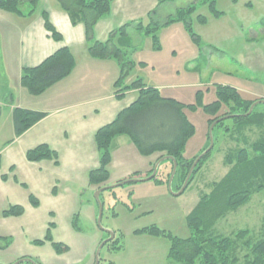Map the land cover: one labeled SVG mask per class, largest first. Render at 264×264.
<instances>
[{
	"label": "rangeland",
	"instance_id": "obj_1",
	"mask_svg": "<svg viewBox=\"0 0 264 264\" xmlns=\"http://www.w3.org/2000/svg\"><path fill=\"white\" fill-rule=\"evenodd\" d=\"M189 5L196 7L191 24L201 40L200 45L186 32L182 22H175L158 29L156 44L150 37L128 29L130 48L124 50L125 61L133 66L128 78H138L146 87L156 88L161 98L186 106L197 105L193 111L187 108L183 111L194 127L183 152L187 160L199 157L209 147L208 116L202 108L215 100V86L236 88L244 99L255 98L249 93L264 97V0H217L216 9L223 13L219 18L211 17L207 6L199 0H175L157 7L154 21L164 23L177 10ZM27 9V5L20 6L23 12ZM196 16L205 17L207 23L198 25ZM111 63L115 64V77H119L117 63L115 60ZM109 74H114L112 67ZM8 88L12 89L10 93ZM17 88L16 78H12L10 85L0 79V175L7 176L6 183L0 181V237L13 239L8 248L0 250V264H15L20 258L36 264H95L96 261L97 264H176L167 259L169 242L166 239L135 232L155 226L172 237L187 238L186 216L229 171L224 163L225 154L244 147L245 143L236 145L223 135L221 128L215 129L210 157L179 196H176L177 179L170 184L149 180L116 186L126 172L112 166L106 183L111 189L103 191L97 201L98 189L93 190L87 182L88 172L94 167L92 163L88 165L80 160L72 162L71 168V162L65 161L63 148H58L62 156L60 168L26 161V151L42 143V127L31 138L26 135L27 131L15 138L12 109L31 98L24 89ZM232 125V120L224 121V126L231 128ZM259 135L257 129L247 132L246 142L249 144ZM120 141L128 142V139H113L111 147L116 148ZM161 155L157 154L154 163ZM117 156L115 153L114 159ZM169 171L170 162L163 161L156 179L165 180ZM12 175L26 189L14 186ZM140 176L145 178L144 174ZM53 188H56V197L51 194ZM29 195L39 202L38 208L31 207ZM15 205L22 207L23 215L2 218L1 213ZM263 223L264 190L253 193L248 203L237 210L228 211L214 223L212 231L213 235L224 237L247 230L253 244L261 236ZM50 224L53 225L49 228L52 242L67 246L68 252L57 255L48 242L44 246L32 244V241L44 240ZM236 253L237 264H244L247 250L239 247Z\"/></svg>",
	"mask_w": 264,
	"mask_h": 264
},
{
	"label": "trees",
	"instance_id": "obj_2",
	"mask_svg": "<svg viewBox=\"0 0 264 264\" xmlns=\"http://www.w3.org/2000/svg\"><path fill=\"white\" fill-rule=\"evenodd\" d=\"M30 2L28 15H32L36 9L38 0ZM64 11L73 26L83 24L86 29V37L90 41L93 28L97 22L111 11L115 0H54ZM157 6L174 2L175 0H156ZM217 0H199L206 5L209 14L213 18L223 15L216 9ZM21 0H0V10L23 16L20 10ZM196 13L195 5H189L177 10L172 17L164 23L151 21L144 26L141 22L127 23L110 34L105 42L95 41L88 47V54L94 59L115 60L120 69V77L115 82V93L122 98L127 91H137V98L124 110L120 111L112 122L98 129L94 134V143L99 153L98 167L88 172V184L97 189L104 187L109 179L108 165L110 164V145L114 138L126 136L136 147L139 154L149 157L154 154H162L158 159L171 158L177 169L174 179L179 181L177 192L186 179L193 162L198 158L187 160L183 152L188 140L194 134V127L183 113L184 108L193 111L197 105H184L173 99L161 98L156 88L146 87L142 80L135 79L124 86V80L132 69V64L126 62L125 49L130 48L127 30L132 25L136 31L150 37L154 44L157 43L156 33L159 28L167 27L175 22H182L186 32L200 45V38L192 30L191 20ZM155 15V13L153 14ZM45 30L50 33L54 41H60L58 34L48 20L45 12L41 13ZM151 16V14H150ZM198 24H205L206 18L195 17ZM74 59L67 49H61L44 60L34 68L22 71L20 85L30 95L39 96L54 83L67 77L74 68ZM262 101L258 98L244 99L241 92L229 86H215V100L203 106L202 110L208 116L206 139L209 143L208 130L215 123V129H222L223 135L228 136L236 145L244 142L245 146L234 148L224 156V163L230 169L226 175L212 185L211 192L202 196L197 205L186 216L185 223L189 236L185 239L172 237L155 226L135 232L137 235L164 238L169 242L167 259L176 264H237V248L247 250L243 257L244 264H264V223L261 227V236L251 244L247 230H242L234 236H215L212 227L214 223L223 218L228 211H235L248 203L253 193L264 190V104H257L249 115H246L252 104ZM246 115V116H245ZM46 117L43 113L32 112L23 109H15L12 112V122L15 138L22 136L27 130ZM233 121L231 128L224 126V121ZM257 129L260 132L254 141L246 142V133ZM214 146V145H213ZM207 148L203 149V153ZM213 149V148H212ZM212 149L202 157L194 167L186 186L192 181L196 173L201 170L204 163L210 157ZM200 153V154H201ZM25 159L30 163L52 161L58 165V154L47 145L41 144L25 153ZM155 164V163H154ZM152 168L145 174V178L152 173ZM157 174V173H156ZM134 174L132 178H136ZM165 180L153 179L156 184H167L169 174H165ZM5 180L4 176H0ZM15 180V179H14ZM122 182V181H119ZM118 182V183H119ZM21 186L26 189L24 184ZM52 190V194H54ZM28 200L33 207H38V201L32 196ZM23 215L20 206H10L1 213L2 218H17ZM49 225L43 241H32L35 246H43L48 242L57 255L68 252V247L61 243L52 242ZM3 245L0 249H6L12 240L9 237L0 238ZM239 245V247H238ZM36 264V263H35Z\"/></svg>",
	"mask_w": 264,
	"mask_h": 264
},
{
	"label": "crops",
	"instance_id": "obj_3",
	"mask_svg": "<svg viewBox=\"0 0 264 264\" xmlns=\"http://www.w3.org/2000/svg\"><path fill=\"white\" fill-rule=\"evenodd\" d=\"M21 3V5L28 6L23 16L0 10V79H3L6 85H10L12 78H16L17 89L22 91L24 89L20 85L22 71L37 67L61 49H67L70 52L75 65L67 77L51 85L39 96H32L24 89L31 98L18 103L13 107L12 112L15 109H23L46 115L26 132V135L31 138L37 129L42 127L40 130L42 143L39 145L45 144L58 154V165H54L52 161L43 160L42 163H48L50 168L52 165L53 169L60 168L62 156L58 148H63L66 153L65 161L71 162L69 164L71 168L72 162L81 160L82 163L86 162L88 165L92 163L94 167L90 168L95 169L99 164L98 152L94 143L95 132L112 122L120 111L126 109L137 98L138 94L137 91L131 90L123 93L122 98H117L120 94L115 93L114 84L120 77L118 63L115 61L119 69V77H115V64L111 63L112 60L90 57L88 47L95 41L105 42L112 32L127 23L135 25L141 22L144 26L150 24L155 19L157 1L115 0L110 13L102 17L94 26L90 41L86 37L84 25L73 26L68 15L54 0H38L32 15H28L30 2L21 0ZM42 12L47 14L50 24L60 34V41H54L50 33L45 30ZM198 25L204 26L205 24ZM130 28L135 29L133 25ZM111 67L114 71L112 76L109 74ZM128 76L124 80V86L135 79L128 78ZM247 82L249 84L250 80ZM11 91L12 89L8 88V92ZM249 95L264 99L254 93H249ZM121 137L126 136H118L114 139ZM127 139L128 142L120 141L116 148L110 145L111 158L108 171L112 166H117L126 172L125 175L119 177L117 182L128 179L134 174L137 178H142L140 175L145 176L150 171L157 157V154L149 157L141 156L128 137ZM115 153L118 156L114 159ZM12 172H15V165ZM12 182L14 186L24 184L19 183L16 175H12ZM94 188L92 186L93 190ZM52 190L55 192L52 194L51 191V194L56 197V188ZM31 207L35 209L32 205Z\"/></svg>",
	"mask_w": 264,
	"mask_h": 264
},
{
	"label": "water",
	"instance_id": "obj_4",
	"mask_svg": "<svg viewBox=\"0 0 264 264\" xmlns=\"http://www.w3.org/2000/svg\"><path fill=\"white\" fill-rule=\"evenodd\" d=\"M264 104V101H259V102H256V103H254V104H252V106L250 107V109H249V111H248V113L246 114V115H249L250 113H251V111L253 110V108L257 105V104ZM245 115V116H246ZM214 125H215V123L214 124H212L210 127H209V130H208V136H209V147L193 162V164H192V166H191V168H190V170H189V172H188V174H187V177H186V180H185V182H184V184H183V186H182V188L179 190V192L176 194V196H179L180 194H182V192L184 191V189H185V187H186V184H187V182H188V180H189V178H190V176H191V174H192V171H193V169H194V167L196 166V164L198 163V161L202 158V157H204L211 149H212V147H213V138H212V130H213V127H214ZM164 160H170V161H173L171 158H164V159H161V160H159L158 162H156V164H155V166H154V168H153V170H152V173H151V175L149 176V177H146V178H142V179H135V180H128V181H125V182H123V183H119L118 185H116V186H120V185H124V184H128V183H137V182H145V181H149V180H151V179H153L154 177H155V175H156V172H157V169H158V167H159V165L161 164V162L162 161H164ZM174 162V161H173ZM175 170H176V164L174 163V165H173V170H172V173H171V176H170V180H169V184H170V182L172 181V179H173V176H174V174H175ZM108 189H110V188H107V187H102V188H100V189H98L96 192V194H95V199L98 201V199H99V195L103 192V191H105V190H108ZM100 216H101V208H100V212H99V215H98V221L100 220ZM96 257H97V254H96ZM25 262H27V263H29V264H35L34 262H32V261H30V260H21V261H18V262H16L15 264H22V263H25ZM95 264H97V261L95 262Z\"/></svg>",
	"mask_w": 264,
	"mask_h": 264
},
{
	"label": "flooded vegetation",
	"instance_id": "obj_5",
	"mask_svg": "<svg viewBox=\"0 0 264 264\" xmlns=\"http://www.w3.org/2000/svg\"><path fill=\"white\" fill-rule=\"evenodd\" d=\"M164 158H167V157H164ZM158 161H159V159H157V160L155 161V164H156V162H158ZM167 162H170V171H169V173H168V174H169V178L167 179V184H168V183H169V180H170V176H171L172 170H173V165H174L175 162L170 161V160H167ZM155 164H154V166H155ZM175 164H176V163H175ZM161 165H162V163H161L159 166H161ZM154 166H153V168H154ZM176 169H177V164H176ZM152 170H153V169H152ZM175 171H176V170H175ZM188 172H189V171H188ZM186 177H187V176H186ZM173 178H174V176H173ZM0 179H1V178H0ZM136 179H139V178H136ZM128 180H135V178H133V179H129V178H128L127 180H126V179H125V180H122V182H119V183H123V182L128 181ZM172 180H173V179H172ZM185 180H186V179H185ZM185 180H184V182H185ZM6 181H7V180H2V179H1V182H3V183H5ZM184 182H183V184H184ZM119 183H117V185H118ZM128 184H130V183H128ZM183 184H182V186H183ZM105 185H106V184H105ZM105 185H104V186H105ZM182 186H181V188H182ZM20 187H22V186H20ZM22 188H23V187H22ZM23 189H24V188H23ZM110 189H111V188H110ZM18 206H19V205H18ZM9 207H10V206H9ZM9 207H8V208H9ZM8 208H7V209H8ZM7 209H6V210H7ZM4 211H5V210H4ZM11 218H12V217H11ZM4 219H6V218H4ZM0 238H5V237H0ZM9 238H11V240H12V242H13L12 237L10 236ZM12 242H11V244H12ZM11 244H10V245H11ZM10 245H9V246H10ZM0 246H1V245H0ZM0 250H1V249H0ZM21 260H25V259H24V258H20V259L17 260V262H18V261H21ZM22 264H29V263L25 262V263H22Z\"/></svg>",
	"mask_w": 264,
	"mask_h": 264
}]
</instances>
